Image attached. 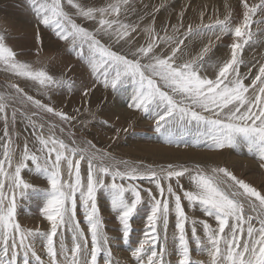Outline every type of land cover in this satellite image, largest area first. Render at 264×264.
Listing matches in <instances>:
<instances>
[{"label":"snow or ice","instance_id":"obj_1","mask_svg":"<svg viewBox=\"0 0 264 264\" xmlns=\"http://www.w3.org/2000/svg\"><path fill=\"white\" fill-rule=\"evenodd\" d=\"M121 3H127V0H117L106 8L85 10L80 4L74 3V0H67V4L77 9V14L88 19H95L96 12H99L101 17L105 14L119 15ZM242 3L245 9L243 22L234 28L227 23V18L225 21H218L217 25L206 26V31L199 29L193 31L191 27L188 28L189 34L194 36L216 35L219 39L220 35L231 33L236 38L230 46V60L223 62L218 67L216 77L211 79L200 74L204 64L198 62L203 61L204 54L209 51L208 47L203 49L196 60L177 64L179 46L184 44V40H179L170 56L165 58L153 56L147 64L141 65L139 60L118 55L103 46L93 33L71 18L65 11L62 0H29L38 23L52 30L59 40L68 43L69 50L87 65L91 75L102 83L104 88L119 91L125 85H134L132 102L128 107L142 111L153 119L155 131L165 136L167 143H177L179 146V142L175 140L176 127L179 125L186 128L195 122L198 126H205V132L202 133L205 139L195 146L199 147L203 143L215 151H222L225 148L238 149L242 138L247 142L249 153H256L261 161V167H264V79H262L264 66L259 68V74L251 86L244 84L239 73L243 47L252 41L254 35L251 31L252 17L258 8L264 11L262 7L264 0H261V5L256 6H250L247 0H242ZM114 24L119 25L116 31L121 36L127 35L128 25L104 18L99 20L100 27L97 31L112 34ZM138 52L148 56L153 52V45L141 47ZM0 64L17 77L38 82L45 95L58 89L71 91L75 86L74 82L54 79L46 70H34L29 63L18 61L16 52L5 43L2 35ZM156 77L163 82L164 88L171 90L172 94L162 90ZM257 82L260 85L258 94L253 97L246 95L250 87L256 88ZM9 87L13 91L0 93V120L5 126L4 136L8 138L4 144L3 159H0V177L10 182V192L5 194L4 179H0V264H18L20 249L23 250V264H30V256L35 258L37 264H44L34 249V242L37 239L45 243L50 258L49 264H98V258L103 254L107 255L111 264L112 251L109 238L103 231V221L97 203L98 193L103 191L110 200L111 209L116 213L122 226L121 238L124 244L129 243L133 231V217L139 214V208L144 202L137 186L125 187L124 184L117 183L118 179L121 181L147 179L155 183L159 190V198L153 196L151 190L148 191L151 205L147 216V230L138 247L130 249L136 264H168L164 257L167 254L170 212H174L176 217L174 243L177 246L179 264H196L192 260L190 243L186 235L189 217L182 204V197L174 191L171 183H168L167 187L161 183L170 182L173 178L179 181V178L188 172L187 169L175 170L169 166L167 169L142 170L128 165L125 161H116L110 154L96 150L91 142H88L87 147H70L63 140L56 138L54 132H49L45 138L44 126L41 124L36 135L41 155L30 150L25 143L14 170L9 173L6 169L13 167L15 147L8 126L17 119V104L30 103L40 111L54 114L63 121L71 119L27 95L17 84L13 83ZM88 91L90 89H84L83 95L87 96ZM174 95H179L182 100L178 101ZM230 105L233 107L229 108ZM194 107L211 113V116L200 114ZM225 109L228 111L225 112ZM21 115L27 117V113ZM28 119L35 129V122L30 117ZM85 160L86 184L80 171L81 162ZM29 161L34 166V171L48 182L50 190H39L25 181L22 171L29 168ZM62 162L66 163L68 181L63 178ZM73 175L74 182L71 181ZM105 177L111 178L110 184L105 183ZM191 179L195 190L184 191L183 197L191 207L199 205L217 224V227L213 228L207 222H201L206 236L205 242L197 235L196 221H192L191 233L195 238L197 254H207L211 257V264H264V195L223 167L212 169L211 175L197 171ZM226 186L235 190L229 194L225 190ZM17 189L20 190L22 197L31 190L32 194L42 199L41 211L50 223V232L26 231L21 227L16 220ZM165 192L168 194L167 197ZM126 193H130L131 196H127ZM77 195L89 228L91 249L88 247V237L76 218ZM170 200L173 203L171 209ZM246 204L249 210L247 212ZM253 220L258 222V227L253 224ZM161 227L163 238L158 232V228ZM61 229L71 232V247L64 239H61L57 247L56 237ZM157 244H162L160 251L156 250ZM58 256L62 258L58 259Z\"/></svg>","mask_w":264,"mask_h":264},{"label":"rangeland","instance_id":"obj_2","mask_svg":"<svg viewBox=\"0 0 264 264\" xmlns=\"http://www.w3.org/2000/svg\"><path fill=\"white\" fill-rule=\"evenodd\" d=\"M116 2L117 0H74V3L80 4L85 10L89 8H106L108 5ZM247 2L250 6L261 5V0H247ZM62 4L71 18L78 25L93 33L103 46L116 52L118 55L139 60L141 65L147 64L153 56L161 58L170 56L171 52L177 47L179 40H184V44L179 46L180 51L176 55L177 64L196 60L203 49L208 47L209 51L204 54L203 61L198 62L204 64V67L200 69V74L211 79H214L218 74V67L223 62L230 60V46L235 42L236 38L231 33L220 35L219 39H217L216 35L194 36L189 34L188 28L191 27L193 31L197 29L206 31V26L217 25L218 21H225L226 18L227 23L234 28L243 22V13L245 11L242 0H127V3H121L119 15L105 14L101 17L100 13L96 12L95 19H88L77 14V9L67 4V0H62ZM101 18L110 21L115 20L119 24L128 25L127 35L121 36L116 31L119 26L118 24L113 25L112 34H104L97 31L100 27L99 20ZM252 20L251 31L254 35L252 41L243 47L240 56L242 63L239 64L240 77L246 86H251L253 80L259 74V68L264 66V11L258 8ZM20 30H22L21 34ZM0 35L4 37L5 43L16 52L18 61L29 63L34 70H46L54 79L68 80L74 82L75 85L71 91L58 89L50 91L45 95L44 90L38 82L17 77L11 72L5 71V67L0 64V93L13 91L9 86L15 83L27 95L40 100L41 103L53 107L56 111L62 112L71 118L70 120L63 121L54 114L40 111L30 103L24 105L17 104V119L8 126V132L15 147L12 160L13 167L6 170L9 173L14 170L25 143L28 144L30 150L35 151L37 155H41L38 151L40 145L36 140V135L41 124L44 126L43 133L45 138H47L49 132H54L56 138L63 140L70 147H87L88 142H91L92 145H95L96 150L110 154L116 161H125L128 165L142 170L167 169L169 166L175 170L187 169L188 172L185 176L179 178V181L173 178L170 182L162 181L161 183L165 187H167L168 183H171L174 191L182 197V204L189 217V222L186 224V235L190 243L192 260L196 264H211V257L207 254H197L194 242L195 238L192 236L191 228L192 221L195 220L197 235L202 241L206 242L201 222H207L213 228H216V221L212 217L207 216L199 205L191 207L183 197V192L195 190L191 177L197 171L211 175L212 169L223 167L227 168L238 179L255 187L264 195V181H262L264 180V167H261V161L258 159L256 153H249L247 142L241 138L238 149L225 148L222 151L211 150L203 143L197 147L195 145L205 139L202 135L205 132V126H198L193 122L186 128L179 125L176 127L175 140L179 142V146H177V143H167L166 137L155 131L153 119L146 116L142 111L128 107L132 102L134 85H125L119 91L104 88L102 83L96 81L95 77L91 75L87 65L69 50L70 45L68 43L59 40L52 30L38 23L30 7L29 0H0ZM150 44L153 45V52L149 53L148 56H143L138 52L139 48H146ZM134 53L136 54L135 56L133 55ZM155 79L162 90L169 91V94H172L170 89L164 88L163 82L158 77ZM259 87V82H257L256 88L250 87L249 93L246 95L249 97L257 95ZM86 88L90 89V91H88L87 96H84L83 90ZM174 98L178 101L182 100L179 95H174ZM183 103H187V101H183ZM231 107L233 106L230 105L229 108ZM194 110L206 117L211 116V113L204 112L199 108L194 107ZM227 111L228 109H225V112ZM10 112L11 109H9ZM21 113H27V117L21 115ZM221 115L223 116V113ZM28 117L35 122V129L29 123ZM4 130V123L0 120V159H3L4 144L8 139L4 136ZM73 141H75V144H73ZM144 148H148V152ZM170 149L172 150L170 151ZM231 156L236 157V159H233ZM233 162L235 163L233 164ZM28 163L29 168L22 171L25 181L39 190H50L48 182L34 171V166L30 161ZM41 163H43V159ZM247 163L249 164L248 166ZM252 164L255 166H252ZM61 170L64 180L68 181L66 163L62 162ZM121 170H123V166H121ZM80 171L86 184V160L81 162ZM248 177L251 178L249 179ZM0 179H4L5 194H8L10 192V182L3 177H0ZM71 181L74 182V175ZM105 183L110 184L111 178L105 177ZM117 183H122L125 187L130 185L137 186L141 191L144 202L139 208V214L133 217V231L129 243L124 244L121 238L122 226L116 213L111 209L110 200L103 191L99 192L97 203L103 221V231L109 238V246L112 251L111 264H136V260L132 257L130 249L138 247L139 241L144 239V233L147 230V216L151 205L148 191L151 190L152 195L159 198V190L156 188L155 183H151L147 179H125L123 181L118 179ZM230 184L231 182H229ZM225 190L231 194L235 189L226 186ZM240 191L242 192V190ZM126 195L131 196L130 193H126ZM167 196L168 194L165 192V197ZM16 203V220L24 230L50 232V223L44 218L41 211L42 199L32 194L31 190L22 197L20 190L17 189ZM256 203L258 204V202ZM172 207L173 203L170 200V209ZM245 207L246 212L249 211L247 204ZM76 218L88 237V247L91 249L89 228L79 195H77ZM175 224V214L174 212H170L167 228V254L164 257L168 264H179L177 246L174 243V235L176 234ZM253 224L256 227L259 226L256 220H253ZM227 231L226 229V233ZM158 232L161 238H163L162 227L158 228ZM61 239H64L69 247L72 246L70 231L65 229L58 231L56 237L57 247H59ZM35 241L34 249L36 254L44 264H49L50 258L47 255L44 241L39 239ZM161 247L162 244H157L156 250L160 251ZM221 247L223 248V245ZM146 248H148V245H146ZM19 252L18 264H23V250L20 249ZM61 258L58 256V259ZM30 264H37L35 258L31 256ZM98 264H109V258L106 254L98 258Z\"/></svg>","mask_w":264,"mask_h":264},{"label":"bare ground","instance_id":"obj_3","mask_svg":"<svg viewBox=\"0 0 264 264\" xmlns=\"http://www.w3.org/2000/svg\"><path fill=\"white\" fill-rule=\"evenodd\" d=\"M197 2H198V1H197ZM256 3H257V2H256ZM199 4H200V3H199ZM28 27H29V26H28ZM22 28H24V27L22 26ZM26 28H27V27H26ZM29 28H30V27H29ZM32 29H33V28H32ZM22 30H23V29H22ZM22 30H20V31H21L20 34L22 33ZM32 31H33V30H32ZM27 32H28V31H27ZM24 33H26V32H24ZM33 33H34V32H33ZM26 35H27V34H26ZM44 43H45V42H44ZM50 43H51V42H50ZM42 47H43V45H42ZM51 48H52V47H51ZM31 51H33V50H31ZM45 51L47 52V50H45ZM45 51H44V52H45ZM48 52H49V51H48ZM40 53H41V52H40ZM189 60H190V59H189ZM4 70H5V69H4ZM4 70H3V71H4ZM204 70H205V69H204ZM5 71H6V70H5ZM26 84H27V83H26ZM29 85H30V84H29ZM29 85H28V86H29ZM28 86H27V87H28ZM23 88H24V87H23ZM31 88H34V87H31ZM26 89H27V88H26ZM125 90H127V89H125ZM35 91H36V90H35ZM123 91H124V90H123ZM123 91H122V92H123ZM133 91H134V90H133ZM36 92H37V91H36ZM128 92H129V91H128ZM123 93H124V92H123ZM125 93H126V92H125ZM100 100H101V99H100ZM59 101H60V100H59ZM84 101H85V100H84ZM61 103H62V102H61ZM83 103H84V102H83ZM46 104H47V103H46ZM101 104H102V103H101ZM107 104H108V103H107ZM114 105H115V104H114ZM118 105H119V104H118ZM118 105H117V106H118ZM113 107H114V106H113ZM107 108H108V107H107ZM107 108H106V109H107ZM102 109H103V108H102ZM112 109H113V108H112ZM100 110H101V109H100ZM103 110H104V109H103ZM103 110H102V111H103ZM105 113H106V112H105ZM115 113H116V112H115ZM110 114H111V113H110ZM110 114H109V115H110ZM132 114H134V113L132 112ZM102 115H103V113H102ZM105 115H106V114H105ZM106 116H107V115H106ZM106 116H105V117H106ZM132 116H134V115H132ZM112 117H113V116H112ZM112 117H111V119H112ZM118 117H119V116H118ZM109 118H110V117H109ZM128 118H129V117H128ZM104 120H105V119H104ZM106 120H107V119H106ZM119 120H120V119H119ZM119 120H118V122H119ZM108 121H110V120H108ZM123 121H124V120H123ZM111 122H112V121H111ZM136 122H137V121H136ZM140 122H142V121H140ZM128 124H129V123H128ZM117 125H119V124H117ZM117 125H116V126H117ZM125 125H126V124H125ZM119 126H120V125H119ZM121 126H122V125H121ZM128 126H129V125H128ZM141 127H142V126H141ZM143 127H144V126H143ZM121 128H122V127H121ZM121 128H120V129H121ZM136 128H137V127H136ZM114 129H115V128H114ZM121 131H122V130H121ZM134 131H135V130H134ZM95 132H96V131H95ZM111 132H112V131H111ZM113 132H114V131H113ZM116 133H117V132H116ZM95 134H96V133H95ZM90 135H91V134H90ZM92 136H94V135H92ZM111 138H112V136H111ZM105 139H107V138H105ZM130 140H131V139H130ZM111 142H112V141H111ZM98 144H99V143H98ZM130 144H132V143H130ZM137 148H138V147H137ZM144 149H146V148H144ZM147 149H148V148H147ZM147 149H146V151H147ZM133 150H134V149H133ZM136 150H137V149H136ZM136 150H135V151H136ZM161 150H162V149H161ZM171 150H172V149H170V151H171ZM125 151H126V150H125ZM127 151H128V149H127ZM150 151H151V150H150ZM150 151H149V152H150ZM131 152H133V151H131ZM137 152H138V151H137ZM137 152H136V154H137ZM143 152H145V151H143ZM147 152H148V151H147ZM157 152H158V149H157ZM160 152H162V151H160ZM167 152H168V150H167ZM178 152H179V151H178ZM185 152H186V151H185ZM224 152H225V151H224ZM139 153H141V152H139ZM154 153H156V152H154ZM169 153H170V152H169ZM187 153H188V152H187ZM222 153H223V152H222ZM129 154H130V153H129ZM133 154H134V152H133ZM216 154H217V153H216ZM225 154H226V153H225ZM139 155H140V154H139ZM143 155H144V154H143ZM153 155H154V154H153ZM159 155H160V154H159ZM161 155H162V154H161ZM200 155H201V154H200ZM200 155H199V156H200ZM156 156H157V155H156ZM212 156H213V155H212ZM212 156H211V157H212ZM216 156H217V155H216ZM228 156H229V155H228ZM228 156H227V157H228ZM154 157H155V156H154ZM207 157H208V156H207ZM219 157H221V156H219ZM224 157H225V156H224ZM231 157H232V156H231ZM147 158H148V157H147ZM157 158H158V156H157ZM232 158H233V159H236V157H235V158L232 157ZM151 159H152V156H151ZM154 159H155V158H154ZM159 159H160V158H159ZM163 159H164V158H163ZM181 159H182V158H181ZM222 159H223V158H222ZM229 159H230V158H229ZM152 160H153V159H152ZM161 160H162V159H161ZM165 160H166V159H165ZM167 160H168V159H167ZM199 160H200V159H199ZM208 160H209V159H208ZM211 160H212V159H211ZM194 161H195V160H194ZM212 161H213V160H212ZM218 161H219V160H218ZM241 161H245V160H241ZM171 162H172V160H171ZM219 162H220V161H219ZM222 163H223V162H222ZM230 163H231V161H230ZM234 163H235V162H233V164H234ZM240 163H241V162H240ZM248 163H249V162H248ZM248 163H247V166L249 165ZM226 164H227V163H226ZM237 164H238V163H237ZM245 164H246V163H245ZM250 164H251V163H250ZM235 165H236V164H235ZM239 165H240V164H239ZM237 166H238V165H237ZM252 166H255V165L252 164ZM229 167H230V166H229ZM250 168H251V167H250ZM248 169H249V168H248ZM252 170H253V169H252ZM232 171H233V170H232ZM237 171H238V170H237ZM240 171H241V170H240ZM242 171H243V170H242ZM245 171H246V170H245ZM255 172H256V171H255ZM29 174H30V173H29ZM240 174H241V173H240ZM248 174H249V172H248ZM251 174H252V173H251ZM245 176H246V175H245ZM254 176H255V175H254ZM31 177H32V176H31ZM242 177H244V176H242ZM255 177H256V176H255ZM28 178H29V177H28ZM246 178H247V177H246ZM248 178H249V177H248ZM250 178H251V177H250ZM250 178H249V179H250ZM260 178H261V177H260ZM262 178H263V177H262ZM26 179H27V178H26ZM33 179H34V178H33ZM254 179H255V178H254ZM257 179H258V177H257ZM263 179H264V178H263ZM249 181H250V180H249ZM262 181H264V180H262ZM256 182H257V181H256ZM250 183H252V182H250ZM253 183H254V181H253ZM253 183H252V184H253ZM257 186H258V185H257ZM41 187H42V186H41ZM35 242H36V241H35ZM20 261H21V260H20ZM20 264H21V263H20Z\"/></svg>","mask_w":264,"mask_h":264}]
</instances>
